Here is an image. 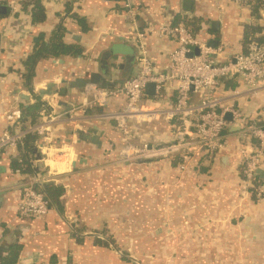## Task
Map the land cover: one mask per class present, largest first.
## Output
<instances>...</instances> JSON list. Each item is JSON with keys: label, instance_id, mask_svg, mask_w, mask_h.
<instances>
[{"label": "crops", "instance_id": "obj_1", "mask_svg": "<svg viewBox=\"0 0 264 264\" xmlns=\"http://www.w3.org/2000/svg\"><path fill=\"white\" fill-rule=\"evenodd\" d=\"M124 1L66 0L70 5L65 7L63 2L60 7L58 0H41L46 14L41 24H34L28 11L13 16L7 7V13L0 15V77L4 80L0 84V135L8 127L6 114L39 99L35 91L24 86L22 61L36 43L50 39L58 24L64 28V42L76 44L81 54L40 59L33 87L35 90L56 81L55 90L66 89L64 94L56 91L39 99L52 114L69 112L82 104L85 89L69 88L60 84L59 78L73 81L100 73L102 52L113 44L132 41L127 21L116 10ZM127 1L152 10L147 19L153 24L174 26L183 24L184 18L194 20L188 28L211 47H224L223 60L243 53L244 26L252 20L245 3ZM262 2L258 24L264 34ZM6 4L7 0H0V5ZM145 22L142 18L140 26ZM18 40L22 41L15 53L10 52L11 43ZM174 47L168 40L149 38L148 56L159 72L166 70V49ZM124 63L121 55L110 57L105 81L116 87L127 80L125 75L134 76L136 62L129 68L123 67ZM19 93L29 95L31 103L17 102ZM259 97H264V91ZM239 103L245 111L257 102L245 97ZM116 104L103 107L101 112H90V108L81 121L71 122L70 116H64L54 122L50 146L35 136V151L38 149L42 156L44 151H51L53 160H58L48 161L51 166L45 171L39 165L46 160L37 162L34 156L30 164L38 169L33 170L32 177L54 182L64 190L59 207L50 208L45 216L18 215L22 186L31 176L24 181V174L14 169V163L20 160L16 148L0 158V241L20 247L15 264H264V202L253 192L241 190L236 156L222 155L217 162L202 164L199 171L191 170L181 179L173 161L119 164L114 157L118 145L116 123L96 119L98 114L121 106ZM89 127L102 133L100 148L88 142L77 143L70 134L76 128ZM80 158L86 164H77ZM74 162L77 172L73 171ZM260 177L263 179L261 173Z\"/></svg>", "mask_w": 264, "mask_h": 264}, {"label": "built area", "instance_id": "obj_2", "mask_svg": "<svg viewBox=\"0 0 264 264\" xmlns=\"http://www.w3.org/2000/svg\"><path fill=\"white\" fill-rule=\"evenodd\" d=\"M19 1L7 0L13 16L22 11ZM58 1L60 7L66 2ZM230 1L241 5L247 0ZM119 7L116 10L127 21L133 42L137 72L114 88L87 86L82 104L69 112L52 114L42 105L37 124L27 132L50 146L52 124L64 116H70L71 122L81 121L90 108L121 104L96 116L97 120L116 123L118 149L113 156L119 164L176 159L181 179L185 173L197 171L196 164H212L222 155H235L241 190L253 192L264 202V97H259L264 91V44L251 42L245 53L223 60L224 47H211L184 24H153L147 19L152 10L131 1L125 0ZM142 18L146 22L141 27ZM151 37L175 46L166 49L165 72L156 70L149 59L147 42ZM21 41H13L10 52L15 53ZM3 82L0 77V84ZM149 84L153 85L152 96L146 94ZM245 97L257 103L244 111L239 101ZM21 119L19 109L5 115L8 127L0 135V158L16 148L25 133L19 129ZM45 182L31 176L22 186L18 215L39 218L47 214V201L35 187Z\"/></svg>", "mask_w": 264, "mask_h": 264}, {"label": "trees", "instance_id": "obj_3", "mask_svg": "<svg viewBox=\"0 0 264 264\" xmlns=\"http://www.w3.org/2000/svg\"><path fill=\"white\" fill-rule=\"evenodd\" d=\"M245 5L250 9V15L252 20L244 26V32L242 37L243 53L246 52V47L249 43L254 42L259 45L264 44V34H262V29L258 24L260 19V9L263 7L262 0H247L244 2ZM65 7L70 5V2L65 3ZM19 6L22 11H28L31 20L34 24H41L46 21V14L44 8L41 4V0H20ZM72 18L76 17L75 13H71ZM194 20L182 19V23L190 27L192 26ZM191 30V29H190ZM64 28L58 24L55 31L51 35L49 40H42L36 43L32 51L25 57L22 61V69L24 70V86L30 92H34L33 78L35 76V66L40 59L46 58H56V57H75L76 54H81L80 49L76 47V44H66L64 42ZM157 70V69H156ZM133 77V74L125 75L126 79ZM100 87L109 89L114 87L107 81L100 84ZM35 93V92H34ZM41 100H37L35 103L28 106H19V111L22 114V119L20 121L19 129L25 131L21 136L17 144V155L20 159L18 162L14 163V169L20 171L24 174V181L28 179L29 176H33V167L30 162L34 159L35 148L32 146L35 140V135L27 132V130L37 124L38 116L35 111L42 106ZM103 107L95 106L90 112H101ZM178 160H174L173 164H177ZM202 166L196 164V168L199 169ZM35 187L41 191L43 196L46 198L49 208L56 206L59 207L60 197L63 194V187L61 185L55 184L54 182H45L42 186L35 184ZM101 243L104 241L98 240ZM20 247L15 244H8L5 240L0 241V264H15L18 259Z\"/></svg>", "mask_w": 264, "mask_h": 264}, {"label": "water", "instance_id": "obj_4", "mask_svg": "<svg viewBox=\"0 0 264 264\" xmlns=\"http://www.w3.org/2000/svg\"><path fill=\"white\" fill-rule=\"evenodd\" d=\"M103 1H110V0H103ZM184 3H187L188 5H190L189 0L188 2H184ZM185 9L187 10L188 8H186L185 6ZM6 13H7V6L0 5V15H5ZM131 42L132 41L130 39H127L125 40L124 43L120 42V43L113 44L109 49L104 50L99 59V61L101 60L100 61V64H101L100 73H90L87 78H80L78 80H73V81H68L66 78L62 77V78H59L60 84L67 85L69 88H85L87 85H97L99 82H104L108 74V59L114 55H121L124 57L125 63L123 64V67L125 68L131 67L135 61V51H134V48L131 46L132 45ZM213 44L214 42H212L211 45ZM54 61L55 62L57 61V63H60V64L63 63V60L61 59H56ZM56 83H57L56 81H50V82L45 83L43 86L36 87L34 91L36 95L38 96V98L42 99L44 97L51 96L55 94L56 91H58L59 94H64L66 92V89L64 88L60 90L54 89L56 86ZM17 91L19 92V90ZM146 94L148 96L153 95V85L152 84H149L147 86ZM21 100H23L26 103H31L30 97L29 95L27 96V94L25 95L21 93L18 97L17 102H20ZM34 101L36 102L37 100H34ZM235 129L236 128H234L233 130ZM97 131H98L97 128H92V127H89L86 129L76 128L75 130L71 131L70 134L73 135L77 139L76 140L77 143L88 142L96 146L97 148H100L101 146L100 136L102 133L100 134ZM42 159H43V156L41 152L37 149L35 151V160L37 162H41ZM77 164L79 165L86 164V160L80 158L77 161ZM41 165L42 164H40L39 166ZM75 166H76V162L73 163V171L77 172L79 169L76 168ZM37 169L38 167L33 168L35 172H37Z\"/></svg>", "mask_w": 264, "mask_h": 264}, {"label": "rangeland", "instance_id": "obj_5", "mask_svg": "<svg viewBox=\"0 0 264 264\" xmlns=\"http://www.w3.org/2000/svg\"><path fill=\"white\" fill-rule=\"evenodd\" d=\"M43 154H44V156H43V161L44 160H46L45 161V163H43L42 162V165L40 166L43 170H45V171H49V168H50V166L51 165H48L49 163H48V161L50 162L51 160L52 161H55V162H57V160H58V158L56 157V159L55 160H53V153L50 151V152H46V151H44L43 152ZM58 154H59V152H58ZM50 157V158H49ZM56 164V163H55ZM44 165V166H43ZM51 173H53L52 171H50Z\"/></svg>", "mask_w": 264, "mask_h": 264}]
</instances>
